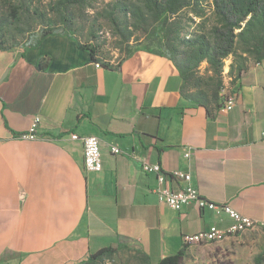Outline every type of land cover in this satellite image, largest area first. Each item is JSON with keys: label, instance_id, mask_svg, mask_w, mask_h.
Instances as JSON below:
<instances>
[{"label": "crops", "instance_id": "crops-1", "mask_svg": "<svg viewBox=\"0 0 264 264\" xmlns=\"http://www.w3.org/2000/svg\"><path fill=\"white\" fill-rule=\"evenodd\" d=\"M98 63L63 35L0 51V264H78L117 246L157 264L192 250L183 236L231 224L209 209L159 203L143 163L189 174L204 199L264 221V63L226 87L231 110L210 116L181 98L163 56L137 48L119 67ZM35 119L39 138L21 139ZM72 133L99 139V173L84 171ZM225 236L237 235L215 241Z\"/></svg>", "mask_w": 264, "mask_h": 264}, {"label": "trees", "instance_id": "trees-1", "mask_svg": "<svg viewBox=\"0 0 264 264\" xmlns=\"http://www.w3.org/2000/svg\"><path fill=\"white\" fill-rule=\"evenodd\" d=\"M30 1L0 0V51L33 48L47 36L63 35L74 39L92 62L114 67L100 62L98 45L82 44L73 36L74 12L90 8L92 0H54L45 13L32 9ZM102 17L119 47L135 43L115 67L139 46L169 59L179 74L181 98L203 107L208 116L223 106L225 60L232 58L227 73L231 87L252 65L264 63V0H114ZM33 18L44 28L31 42ZM90 37L97 39L92 33ZM203 63L207 66L201 73ZM118 252L132 254L124 246L107 247L78 264H99ZM133 254L138 264H150L140 253ZM184 256L179 250L157 264H183Z\"/></svg>", "mask_w": 264, "mask_h": 264}, {"label": "rangeland", "instance_id": "rangeland-1", "mask_svg": "<svg viewBox=\"0 0 264 264\" xmlns=\"http://www.w3.org/2000/svg\"><path fill=\"white\" fill-rule=\"evenodd\" d=\"M54 0H31L32 9L45 13L48 6ZM114 0H92L91 7L82 12H74V26L72 27L73 36L80 43H92L98 45L97 57L101 63L116 64L119 60L126 56L128 49H134L135 43L130 42V47H119L116 38L113 37L111 28L103 19V11L107 5ZM30 28L35 34L33 42L40 34L39 29L44 28L42 21L35 18L30 21ZM97 36V39L90 37V34ZM139 35V34H136ZM140 36V35H139ZM142 37L139 38V42ZM139 46L138 48H141ZM232 58H228L224 62L223 75L224 84L230 82V78L226 73V68ZM206 64L200 67L201 73L205 71ZM229 84L225 85L229 88ZM226 92H229V90ZM232 237H222L215 241L208 242L209 246H195L187 253L183 264H264V231L255 229L246 231ZM99 264H138L134 254L128 252H118L110 258H105Z\"/></svg>", "mask_w": 264, "mask_h": 264}, {"label": "built area", "instance_id": "built-area-1", "mask_svg": "<svg viewBox=\"0 0 264 264\" xmlns=\"http://www.w3.org/2000/svg\"><path fill=\"white\" fill-rule=\"evenodd\" d=\"M99 67V65H96ZM224 97L222 109L229 111L235 104L234 94L222 90ZM39 119H35L30 125L28 131L20 135L21 139L35 140L39 138L37 133ZM70 139L78 141L82 145L83 151V168L86 173H99L102 170L100 141L93 135H83L72 133ZM184 158L189 159L190 148H184ZM111 153L119 155L122 151L115 145L111 147ZM143 173H155L157 176V185L153 189L157 200L161 204H165L175 211H180L182 208L193 205L199 210L209 209L213 211L219 218L224 215L230 219L231 224L226 229H218L211 226L208 230L183 236V244L187 246H206L212 236L229 235L232 231L243 233V227H257L264 229V221H255L248 217L242 216L233 208L226 204H216L204 199L199 191L191 184L189 174H182L179 171L165 173L159 164L143 163L141 165ZM169 177H177L183 186L177 190H171L166 182Z\"/></svg>", "mask_w": 264, "mask_h": 264}, {"label": "bare ground", "instance_id": "bare-ground-1", "mask_svg": "<svg viewBox=\"0 0 264 264\" xmlns=\"http://www.w3.org/2000/svg\"><path fill=\"white\" fill-rule=\"evenodd\" d=\"M256 228L257 227H243V232L250 231V230H253V229H256ZM258 229H261V230L264 231L263 228H258ZM239 233H240L239 231H232V232H230V234H239ZM218 236H220V235H218ZM218 236H212V238L209 239V241H214L215 238L218 237Z\"/></svg>", "mask_w": 264, "mask_h": 264}]
</instances>
